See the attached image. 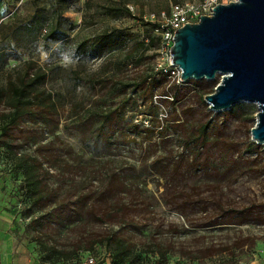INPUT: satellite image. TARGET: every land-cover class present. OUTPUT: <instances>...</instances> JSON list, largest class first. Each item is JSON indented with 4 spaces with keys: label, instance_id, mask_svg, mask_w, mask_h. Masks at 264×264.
Returning <instances> with one entry per match:
<instances>
[{
    "label": "rangeland",
    "instance_id": "1",
    "mask_svg": "<svg viewBox=\"0 0 264 264\" xmlns=\"http://www.w3.org/2000/svg\"><path fill=\"white\" fill-rule=\"evenodd\" d=\"M175 1L194 5L200 2ZM37 2V7L43 4L48 8L52 0ZM83 2L78 0L63 14L64 33H60V41L44 43L40 38L43 31L31 32L20 27V22L24 25L35 11L32 0H0L1 34L7 35L0 39V79L28 59L41 66L74 69L83 77L94 76L95 84V79L102 72L101 66L108 59L122 68L126 65V74L130 78L134 72L149 68L178 77L177 68L168 61L171 40L166 37L165 31L146 33L140 22L150 14L166 11L165 4L170 11L173 0H127L130 14L117 18L106 16L99 7L88 10ZM103 29L114 33L116 46L102 54L90 47L82 57L75 50L76 45L82 39H91ZM153 33L160 37L156 48L152 51L139 49L133 53L134 60L124 64V54L136 49L138 43L146 45ZM65 56L71 57L74 62L63 63ZM117 76L123 78L124 73L117 72ZM187 82L190 84L185 87H181L179 78L175 82L177 101L169 107L161 103V98L156 99L158 104L159 101L161 103L158 109L161 120L156 119L153 124L151 121L154 120L127 112L125 107L119 110L125 112L123 119L113 120L109 129L123 133L124 137H119L111 146L108 156L92 157L84 149L82 127L75 123L72 117L75 110H71L68 101L58 109V128L52 136L40 134L38 127L23 126V132L34 134L41 140L40 144H46L44 155L49 156L52 163L56 161L48 174H42L45 183L57 192L59 201L57 204H46V216L52 217L57 211L59 220L51 224L53 230L44 236L45 242L55 244L58 249H75L115 233L136 249L149 251L160 244L169 251L163 260L156 262V256H146L142 264H264V148L253 142L256 154H246V148L252 142L250 130L255 125L257 108L245 102L233 105L230 110L212 112L204 101L201 104L197 92L214 91L219 76L214 80ZM119 83L123 88L125 84L116 82ZM61 87L62 81L55 77L47 84L48 89ZM75 89V102L90 106L95 100L102 99L108 84L105 87L96 84L94 88L81 84ZM104 99L106 106L114 107L119 102L124 105L126 96L114 98L112 103L109 98ZM170 119L178 120L175 126H180L186 136L200 126L208 127L207 135L216 139L217 143L207 144V162L183 160L188 155L174 146L172 131L178 128L165 122ZM135 125L140 131L137 135ZM150 125L167 126L162 141L157 138V130L151 132L154 127ZM220 147L228 148L229 157L226 169L215 170L210 163L220 164L217 157ZM92 151H100V148ZM152 161L156 162V169L164 178L148 171ZM82 168L87 169L84 172L86 175L82 173ZM140 168L143 173H151L140 179L144 181L146 192L132 180ZM91 170L97 171L94 176L88 174ZM110 171L115 175L111 192L101 193ZM20 181L21 174L10 170L0 143V264H61L52 256L44 258L31 240V232H26L28 211H22L24 201L19 190ZM86 192L98 194L91 196L88 207L78 208L76 202ZM112 205L120 207L114 221L103 216ZM216 222L226 224L199 227ZM208 247L217 254L191 260L204 255V249ZM87 253L79 251L80 259L76 263L65 264H87ZM90 258H93V264L111 263L102 244L93 246Z\"/></svg>",
    "mask_w": 264,
    "mask_h": 264
},
{
    "label": "trees",
    "instance_id": "2",
    "mask_svg": "<svg viewBox=\"0 0 264 264\" xmlns=\"http://www.w3.org/2000/svg\"><path fill=\"white\" fill-rule=\"evenodd\" d=\"M34 2L35 11L28 18V20L20 27L28 28L29 31H36L40 33L44 32L40 36L42 42H58L60 41V33H64L62 28L63 14L68 10L72 4L78 0H52V2L46 8L43 4L41 7H37V0ZM202 1V0H200ZM84 7L91 9L92 7L101 8L102 12L110 18H117L123 15H129V9L127 8V0H118L113 2L112 0H84ZM178 4L173 0V4ZM165 15L169 16L170 11L165 4ZM169 11V12H168ZM159 12V13H160ZM169 13V14H168ZM142 27L145 28V32H154L159 29V25L156 22H149L144 19L140 20ZM85 21L82 20V25ZM20 29V28H19ZM2 27L0 26V39L3 40L7 35H2ZM160 41V37L155 33L151 34L148 38L147 44L138 43L136 49H131L124 54L125 63L134 60L133 53L139 49L142 51H152L156 48ZM117 44V38L111 31L103 29L100 33L93 35L91 39H82L77 45L75 50L80 55L85 56L87 50L93 47L98 53L102 54L105 51H110ZM137 66V65H135ZM116 66L115 61L108 59L100 68L102 71L95 79L96 84L100 87H105L108 84L106 93L95 100L90 106L75 102V88L81 84L89 85L92 88L96 85L94 83V76L90 75L83 77L74 69H63L54 65L41 66L36 61L28 59L22 62L18 67L9 70L4 78L0 79V143L4 148V153L10 170L15 173L21 174V181L19 190L24 201L22 211H28V223L26 226V232H31V240L35 242L40 254H44V258H50L51 256L56 259V262L61 264L75 262L80 259L78 255L79 251L88 252L86 257L91 256L93 246L95 244H102L106 249V253L111 259L110 264H142V261L146 256H156V262L163 260L169 253L168 250L163 249L162 245L156 244L154 249L149 251L136 249L131 243L126 242L123 238L117 236L115 233H110L104 236L101 240L86 244L83 247L75 249H58L55 244L44 241V236L48 235L51 229L52 223H57L59 220V214L57 211L53 212V216L49 218L46 216L45 208L48 202L57 204L58 195L54 189H51L44 179L42 174H48L49 168L55 165V162H51L49 156H45V145L40 144L41 140L29 134V132H23V126H35L39 128L40 134H45L48 137L56 133L58 128L57 114L58 109L62 108L65 103L70 102L71 110H75V114L72 117L76 120V124L82 127V145L84 149L89 152L92 157L100 158L108 156L107 151L116 144L119 137H124V134L120 132L116 133L114 130L109 129L110 123L117 119H123L125 112L119 110L124 107L127 108V112L134 113L135 115H142L149 117L152 124L156 119L161 117L158 115L159 105L161 103L166 104L169 107L174 101H177L175 83L178 78L170 77L165 72L154 71L153 68L144 69L142 71H136L133 73V77L127 73L126 65ZM117 72L124 73V77L117 76ZM56 78L62 81V87L60 89H48L47 84ZM170 77V78H169ZM116 82H122L125 85L120 88ZM190 82L182 83L181 87H185ZM213 93L198 91L197 96L199 101L203 102V98L206 95ZM121 95L126 96L124 105L120 102L117 106H106L104 98H109L110 102L113 99H119ZM163 100L159 104L157 100ZM170 98V101L168 100ZM143 108V110H141ZM165 122L173 124L174 131H172L174 146L182 151H185L188 156L183 160H189L190 163L195 161L205 160V153L208 151V143H217L216 139H211L207 135L208 127L206 125L200 126L196 131H193L191 135H184L180 126H175L177 119L166 120ZM175 123V124H174ZM151 132L156 130L157 138L159 141L165 137L164 131L166 127L153 126ZM134 129L136 134L140 133L138 126L135 125ZM159 129V130H158ZM21 134V135H19ZM118 134V135H115ZM158 141V142H159ZM155 144V143H154ZM32 148V149H31ZM95 148H100V151L93 152ZM255 144L249 143L246 148V154H256ZM228 148L220 147L217 153L219 165L217 163H210L211 168L217 170L218 168L226 169L227 158L229 157ZM179 158H177L178 160ZM243 163H246L243 161ZM156 162L152 161L147 167L148 171H154V175L164 178V175L156 169ZM247 164V163H246ZM219 166V167H218ZM77 167H72L73 169ZM140 168L132 180L136 181V186L140 184L141 190L146 192L144 181L141 178L150 176L151 173H143ZM64 171H67L64 169ZM87 172L86 168H82V173ZM96 170L88 172L90 176L96 174ZM108 172V171H107ZM86 175V174H84ZM114 172L110 171L106 177L107 181L102 187L101 193H110L111 186L114 178ZM102 186V185H101ZM139 187V186H138ZM93 192H86L82 194V197L76 202L78 208L88 207L87 202L91 200V196H94ZM120 207L112 205L110 211L105 212L103 216L108 220L114 221L117 216V211ZM50 218H53L50 220ZM226 223H206L201 228H212L220 226ZM51 238V236H49ZM211 247L204 249V255L199 257H192L191 260H197L198 258L210 257L217 254L215 251H210ZM220 253L224 251H219Z\"/></svg>",
    "mask_w": 264,
    "mask_h": 264
},
{
    "label": "water",
    "instance_id": "3",
    "mask_svg": "<svg viewBox=\"0 0 264 264\" xmlns=\"http://www.w3.org/2000/svg\"><path fill=\"white\" fill-rule=\"evenodd\" d=\"M168 55L182 83L219 76L213 93L203 98L210 111L254 104L250 137L264 148V0L216 5L211 15L173 32Z\"/></svg>",
    "mask_w": 264,
    "mask_h": 264
},
{
    "label": "built area",
    "instance_id": "4",
    "mask_svg": "<svg viewBox=\"0 0 264 264\" xmlns=\"http://www.w3.org/2000/svg\"><path fill=\"white\" fill-rule=\"evenodd\" d=\"M237 0H202L198 4L191 3H178L171 7L169 16L166 17L164 12H160L157 15L150 14L144 18L149 22H156L159 25L158 30L165 31L166 37L171 40L173 32L183 27L185 24L197 23L199 17L211 15L212 9L216 5H228L234 3ZM157 31V30H156ZM179 78V71L177 69ZM93 258L86 260L87 264H93Z\"/></svg>",
    "mask_w": 264,
    "mask_h": 264
},
{
    "label": "clouds",
    "instance_id": "5",
    "mask_svg": "<svg viewBox=\"0 0 264 264\" xmlns=\"http://www.w3.org/2000/svg\"><path fill=\"white\" fill-rule=\"evenodd\" d=\"M73 62H74V61L72 60L71 57L65 56V57L63 58V63H65V64H72Z\"/></svg>",
    "mask_w": 264,
    "mask_h": 264
}]
</instances>
